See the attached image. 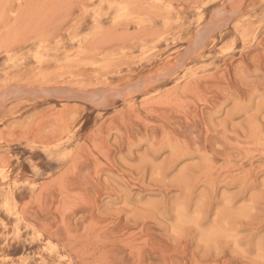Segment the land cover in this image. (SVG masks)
I'll list each match as a JSON object with an SVG mask.
<instances>
[{
	"label": "rangeland",
	"instance_id": "rangeland-1",
	"mask_svg": "<svg viewBox=\"0 0 264 264\" xmlns=\"http://www.w3.org/2000/svg\"><path fill=\"white\" fill-rule=\"evenodd\" d=\"M0 264H264V0H0Z\"/></svg>",
	"mask_w": 264,
	"mask_h": 264
},
{
	"label": "bare ground",
	"instance_id": "bare-ground-1",
	"mask_svg": "<svg viewBox=\"0 0 264 264\" xmlns=\"http://www.w3.org/2000/svg\"><path fill=\"white\" fill-rule=\"evenodd\" d=\"M205 27H206V26H205ZM200 32H201V31H200ZM204 38H205V37H204ZM205 39H207V38H205ZM205 39H204V40H205ZM199 40H200V39H199ZM192 42H193V41H192ZM199 46H200V45H199ZM190 47H191V46H190ZM194 47H195V46H194ZM194 47H192V50H193ZM195 49H196V48H195ZM190 50H191V49H190ZM82 100H83V99H82Z\"/></svg>",
	"mask_w": 264,
	"mask_h": 264
}]
</instances>
